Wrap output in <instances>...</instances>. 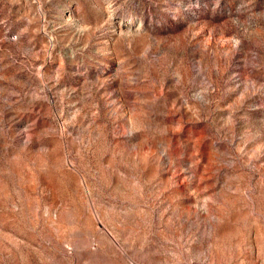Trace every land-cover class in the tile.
I'll return each mask as SVG.
<instances>
[{
  "label": "rangeland",
  "instance_id": "rangeland-1",
  "mask_svg": "<svg viewBox=\"0 0 264 264\" xmlns=\"http://www.w3.org/2000/svg\"><path fill=\"white\" fill-rule=\"evenodd\" d=\"M0 264H264V0H0Z\"/></svg>",
  "mask_w": 264,
  "mask_h": 264
}]
</instances>
